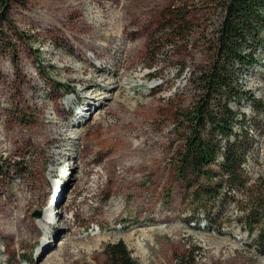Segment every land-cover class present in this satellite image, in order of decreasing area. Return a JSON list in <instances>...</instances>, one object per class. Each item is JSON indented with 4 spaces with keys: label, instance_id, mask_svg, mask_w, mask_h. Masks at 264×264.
<instances>
[{
    "label": "rangeland",
    "instance_id": "rangeland-1",
    "mask_svg": "<svg viewBox=\"0 0 264 264\" xmlns=\"http://www.w3.org/2000/svg\"><path fill=\"white\" fill-rule=\"evenodd\" d=\"M101 1L93 15L103 22L90 20L103 28L97 25L96 47L86 53L69 28L80 23L74 1L63 0L58 9L54 0L13 2L11 23L2 22L0 264H105L104 247L117 241L137 264H179L183 253L196 264H264L254 235L240 224L241 203L226 202L217 232L196 214L176 176L182 114L193 105L192 82L208 59L219 12L205 0H151L149 22L129 37L126 8ZM181 2L187 32L159 39L165 14ZM98 67L113 79L118 70L121 81L141 84L123 86L104 104L101 97L92 100L84 118L85 101L110 92L85 88ZM245 85L264 99V53ZM242 109L252 114L248 106ZM259 116L263 131L254 130L256 144L243 164L251 183L264 176V111ZM48 120L64 132L75 123L77 133L60 138ZM57 187L64 194L54 205ZM58 209V221L46 218ZM45 231L49 245L37 256Z\"/></svg>",
    "mask_w": 264,
    "mask_h": 264
},
{
    "label": "trees",
    "instance_id": "trees-1",
    "mask_svg": "<svg viewBox=\"0 0 264 264\" xmlns=\"http://www.w3.org/2000/svg\"><path fill=\"white\" fill-rule=\"evenodd\" d=\"M19 1L0 0V30L2 22L11 23L10 5ZM73 1L80 8L77 13L80 23L75 24V20L69 28L75 34L74 41L82 49L84 46L86 53L96 47L98 30L82 19L81 0H68L69 4ZM205 1L219 12V20L210 38L208 59L194 75L193 105L182 114L183 145L175 153L176 176L184 182L186 199L195 205L196 214L207 225H214L217 232H222L220 223L226 202L241 203L240 224L254 235L256 246L264 253V176L251 183L243 167L256 144L254 130L263 131L259 114L264 111V99L247 88L245 75L260 63L264 53V0ZM142 2L148 6L142 8ZM123 3L122 11L126 8L125 21L132 37L149 22L153 4L151 0H123ZM54 4L58 9L63 0H54ZM127 7L132 11L128 12ZM185 9L183 2L168 9L158 32L159 39L170 35L180 37L187 32L189 16ZM3 43L0 37V46ZM65 92L71 90L65 88ZM243 105L252 114L243 111ZM40 125L44 134L50 135L49 128L41 122ZM201 216L196 223L201 221ZM258 225L260 228H256ZM104 253L105 264H137L122 241L107 244ZM179 264L196 263L192 256L183 253Z\"/></svg>",
    "mask_w": 264,
    "mask_h": 264
},
{
    "label": "bare ground",
    "instance_id": "bare-ground-1",
    "mask_svg": "<svg viewBox=\"0 0 264 264\" xmlns=\"http://www.w3.org/2000/svg\"><path fill=\"white\" fill-rule=\"evenodd\" d=\"M79 3H81V4L83 3V9L80 12V15H81L82 19L85 20L86 22H89L90 25H93L94 27H96L98 32H100L101 31L100 29H102L103 27L101 25H99L97 22H92V20H90V18L93 17L94 16L93 14H95V12H96L95 9H94V5H98V6L99 5H103V2L101 0H81ZM115 3L118 4V7H119L120 10L123 9L124 3H123L122 0H115ZM72 4L76 5L74 2ZM70 5H71V3H70ZM94 17H95L96 21H98L99 23L103 22V20L101 19L100 16L96 15ZM97 25L100 26V29H99V27ZM143 76H144V74H137V77H139V78H142ZM125 82L126 81H121L120 80V72L118 70H116V77L114 79L111 78L107 74V71H106L105 68L98 67V69L93 70V74L90 75L89 82L86 83L85 88L88 89L89 87H92V88L97 89L98 91H101V90L109 91L110 90V92L109 93L108 92H98V93H102V94L101 95L96 94L95 98H89V100H86L85 104L88 105V108H87L88 110L87 111L85 110L82 116L84 118H86V115H87V113L89 111L90 104H91L92 100H96L99 97H101L104 100L102 104H104V102H106V100L108 98L116 99L118 97L119 93L115 94V91L121 89L123 86L125 87V85H126V86H128L130 88H132V87L135 88V87H138L136 85H140L141 84V83H137V81L133 80L132 78L130 79L129 82H126L128 84H126ZM151 85H153V84H151ZM154 85H157V84L154 83ZM118 105L119 106L121 105V106L125 107V104L123 102H121V104H118ZM126 109H129V108H126ZM78 117H81V116L78 115ZM77 119H79V118H77ZM79 121L80 120H76L75 122L79 123ZM49 122L54 127V129L57 128V130H55V132H56V135L59 136L60 138H62L63 134L66 137H69L70 135H76V133H77L75 131V129L72 127V124L75 125V123H72L71 125H69L65 129V132H64V131H62V129L60 127H58V125H56V128H55V124L52 123L51 121H49ZM55 191L57 193L55 195L56 197L53 200V204L54 205L61 200V198H62V196L64 194L63 188L58 189V187H57L55 189ZM50 205H51V202H48L47 206L49 207ZM59 215H60V210L58 209L56 213H54L52 215H48L46 218L50 219V217L53 216V218H55L54 222H56V221H58ZM43 223H44V219L41 218L40 219V224H43ZM13 227H17L16 224H14ZM6 228L7 229H11L10 226H7ZM43 233H44V236H43L41 244L39 245V248H38V251H37V256L40 255V252L45 247H47L49 245V239L51 237V233H49L47 231H45ZM66 241H67V237H65L61 241V244H64ZM53 253H54V251H51L50 254L48 255L50 257L48 259V262L51 261V259H54V254ZM46 263H47V261L44 262V263L42 262L41 264H46Z\"/></svg>",
    "mask_w": 264,
    "mask_h": 264
},
{
    "label": "water",
    "instance_id": "water-1",
    "mask_svg": "<svg viewBox=\"0 0 264 264\" xmlns=\"http://www.w3.org/2000/svg\"><path fill=\"white\" fill-rule=\"evenodd\" d=\"M37 216L39 215V213L37 212V214H36Z\"/></svg>",
    "mask_w": 264,
    "mask_h": 264
}]
</instances>
